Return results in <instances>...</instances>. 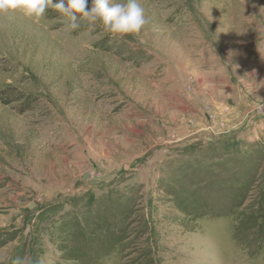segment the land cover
Here are the masks:
<instances>
[{"label": "rangeland", "instance_id": "rangeland-1", "mask_svg": "<svg viewBox=\"0 0 264 264\" xmlns=\"http://www.w3.org/2000/svg\"><path fill=\"white\" fill-rule=\"evenodd\" d=\"M137 2L0 17V264H264V0Z\"/></svg>", "mask_w": 264, "mask_h": 264}, {"label": "clouds", "instance_id": "clouds-1", "mask_svg": "<svg viewBox=\"0 0 264 264\" xmlns=\"http://www.w3.org/2000/svg\"><path fill=\"white\" fill-rule=\"evenodd\" d=\"M49 10L58 12L69 22L71 30L80 27V21L90 25L99 23L113 38L125 41V37L142 38L150 24L145 8L137 0H93L89 10L88 0H0V17H22L33 23H39ZM16 264H31L27 257L18 259Z\"/></svg>", "mask_w": 264, "mask_h": 264}]
</instances>
